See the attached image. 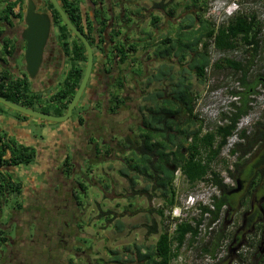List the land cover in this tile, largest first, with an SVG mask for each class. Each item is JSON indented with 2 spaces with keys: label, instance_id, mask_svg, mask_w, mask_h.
<instances>
[{
  "label": "rangeland",
  "instance_id": "1",
  "mask_svg": "<svg viewBox=\"0 0 264 264\" xmlns=\"http://www.w3.org/2000/svg\"><path fill=\"white\" fill-rule=\"evenodd\" d=\"M106 1L102 0V14L105 16L107 15ZM135 1L138 11L131 28L133 27L132 38L134 42L136 41L138 49L135 52L132 51L133 57L136 59L131 71L129 70L132 74H127V68H123L124 73L127 74L124 76L123 88L119 90V87L114 85L117 78L114 76L116 75V65L112 56L114 45L111 43L114 41H110V31L105 28L107 31L98 33L101 21L103 22L102 16L95 17L92 12L94 8L100 9V1L97 0L92 5L90 0H80L83 12L85 11L84 13L89 18L88 22L92 21L90 24L93 35L97 39L98 36L103 39L91 47L97 62L95 70L99 71L101 67L105 70L111 69L108 71V85L106 84L104 90H101L103 83L100 82V76L97 80L94 77L93 82L97 88L88 91L90 78L74 108V115L62 122L25 115L0 103V108L5 109V111L2 110L3 114H8L6 112L8 110L16 114L17 117L25 118L21 132L18 134L15 132V134L8 131L9 136L33 146L37 153L35 160L29 164H19L14 168L8 167L14 180L23 184V189L22 193L16 197L9 195L7 202L0 206V232L7 240L6 242L0 241V259H4L2 264H120L119 261L110 259L113 253H117L120 260H125L127 254L130 253L126 250L127 247L129 248L135 243L149 244L154 242L157 234H147L145 212L147 209L154 210L161 207V201L156 195L147 199V195L141 196L130 191L128 182L118 173V168L121 165L118 155L127 156L128 153L125 150L124 153H119L120 150H118L116 143H124L125 137L130 140L135 138L137 124L142 112L139 107L149 103L143 96L151 90L163 87L168 81L149 83L146 78L155 72L160 62L169 63L171 60L160 59L154 55L155 42H160L168 33L172 35L174 31H177L179 24H182L179 21L183 17L198 12L214 27H218L226 24L229 18L237 12L255 14L262 24V30L260 48L248 73V79L252 80L257 76H264V0H207L204 9L200 7V2L194 5L192 0ZM159 1L166 3L167 7L163 10L156 9L154 4ZM215 2L223 7L220 11H223L229 3H234L231 4V7L235 8L234 13L227 19H216L214 17L215 7L209 10L210 4L213 6ZM3 4L4 0H0V5ZM175 4L174 14L168 15L170 6ZM112 12L110 10V13ZM151 15L159 16L157 24L151 23ZM109 22L104 21L106 27ZM186 22L187 20L183 24ZM112 24L113 21L110 22L111 27H113ZM126 26L116 33L115 42L123 40L124 32H127L129 28L128 25ZM84 27L87 28L86 25ZM72 36L74 37V35ZM207 53L211 62L224 57L244 62L249 56L248 49L243 46L219 51L209 45ZM5 55L6 53L0 43V62H3L1 59H5ZM185 63L183 61L182 65ZM70 65V61L66 60L57 81L47 85L44 87L45 90L41 91L42 99L40 101L43 105L49 106L47 101L49 94L60 87L59 82L63 80ZM180 66L181 64L172 58L173 71L176 72ZM12 68V74L15 71L20 72L17 65L12 66ZM190 82L195 93L193 114L198 119L197 122L202 124L201 133L213 130L216 125L223 124L226 119L223 114H227L231 110V103H233L229 102L225 105V101L230 100L229 91L237 89V74H233L228 69L216 70L209 66L206 69L203 82H199L194 76L190 78ZM259 88L261 85L257 86L255 91H258ZM114 93H117L120 98L124 97L123 100H126L127 103L119 104L114 112L107 111L108 98ZM263 104L264 101L254 103V106L252 103L249 104L251 106L249 111L239 120L245 122L250 112H255V115L250 120L248 119L244 128L248 129L253 120H260L259 113L264 109ZM78 116L82 117V123H79ZM88 125L90 129L87 127ZM234 133L235 131L232 134ZM232 134L227 138L226 144L221 148L217 158L210 163V167L219 175L226 186H230L232 183L226 174L227 167L239 161L236 159V154L229 153V150L240 141L239 136L234 137ZM96 138H98V142L99 140L104 142V144H96L101 159L94 156L93 150L90 156L84 157L81 153L86 150L89 151V144L86 140L93 141ZM74 144H76L75 147L80 148L79 151L74 149ZM108 144L111 145L109 148L113 149L110 156L104 153V150H107V146H109ZM65 153L74 154L75 161L78 162L76 164L72 163V160L69 161L70 173L62 171ZM202 154L205 155V152L202 151ZM142 186L143 182L138 181L136 188ZM173 186L177 205L189 193H201L202 199L199 196L195 205L188 210L187 219L191 224H194L195 220L200 217L199 205L209 204L212 196L217 195V188L213 189L214 185L210 182L200 180L190 184L178 170L174 174ZM16 202L20 204L19 209L15 208ZM76 202L78 204L82 202L79 205L82 212L80 216L78 215L79 207L76 206L78 210L74 208ZM71 207L80 218L79 221H77L78 219L73 221L70 219L68 211ZM106 211L109 212L107 220V216L102 215V212ZM171 212L172 207L164 206L165 223L169 224L168 231H171L174 223L173 218H176ZM206 215L199 227L198 237L193 244L188 245L186 240L184 247L178 256L173 257L170 264H211L207 259L209 252H205L203 249L211 247L218 233L224 234L219 244H228L232 227H223L221 225L222 217L218 221L209 222L208 215ZM151 216L156 222L159 220L154 211H151ZM117 220L123 223L122 229L116 227L115 222ZM64 221L69 222V225L81 224V230L77 234H74V231L71 235L68 234L69 226H63ZM239 221L240 212L235 216V225ZM160 224L161 221L158 228ZM76 228L73 227V230ZM57 230L63 232L59 234L56 233ZM251 240L252 242L244 245L239 254H232V258L224 257L227 254L225 251L221 255L222 257H219L217 264H253L251 252L255 246L256 236ZM218 250L217 253L220 252ZM221 258L223 259L221 260ZM212 264H216V262H212Z\"/></svg>",
  "mask_w": 264,
  "mask_h": 264
},
{
  "label": "trees",
  "instance_id": "2",
  "mask_svg": "<svg viewBox=\"0 0 264 264\" xmlns=\"http://www.w3.org/2000/svg\"><path fill=\"white\" fill-rule=\"evenodd\" d=\"M22 1L4 0V4L0 5V20L7 21V25L12 22L9 20L10 17L20 20L22 11L18 10V12L14 13L13 9L20 5ZM58 1L67 17L84 34L92 47L93 44L94 46L97 44V41L103 40L100 36H98V39L94 37L91 31L92 21L88 22L89 18L85 15L83 16L80 0ZM192 1L194 5L200 2L202 9L206 7L207 0ZM47 2L53 16V22L59 27L60 39L63 41L65 54L71 60L70 68L67 70L60 87L49 94L47 98L50 103L49 106H35L42 99L41 92H36L32 89L26 72H23L22 75L12 74L5 66H0V95L16 103L46 113L61 115L65 112L82 78L86 62V50L80 39L62 22L50 1L47 0ZM92 4L95 3L92 2ZM154 5L159 10L167 7L166 3L162 1ZM175 9L176 4L170 6L168 15L174 14ZM93 15L95 17L98 16L96 11L93 12ZM150 17L151 23L157 24L159 16L151 15ZM106 20L104 18L103 22L101 21L98 29L99 34L106 30V24L104 23ZM186 20L187 22L183 24ZM179 22L182 24H179L175 34L171 35V33H168L160 42L155 43L153 52L160 59L168 56L177 58V63L181 64L180 69L175 72L172 65L161 63L156 67L155 72L147 76V82L153 80L161 81L168 78L171 88L167 94L163 90L156 89L144 97L151 104L139 107L142 111L137 125L140 137L139 151H131L126 157L124 156V166L118 170L119 175L128 182L130 191L133 194L147 195V199L156 195L160 199L161 207L154 210L147 209L145 212L147 234L156 233L157 237L153 243H135L133 246L127 247L126 250L130 253L127 254L125 260H120V256L117 253H113L110 259L119 261L120 264H170L173 257L178 256L186 240L188 245H192L198 237L199 227L204 220L205 214L208 215L209 222H215L221 217L223 218L227 206V199H225L224 194L229 191V186L223 183L219 175L210 167V163L219 155L221 148L226 144V138L235 131L239 119L249 111L251 107L249 105L251 101L250 95L255 92L257 86L264 85L255 80L256 78L248 79V73L260 48V33L262 30V24L255 14L237 12L229 18L226 24L218 27H214L198 12L186 15ZM85 25L87 28L84 27ZM118 31L114 29L110 35H115ZM1 33L2 31L0 30V35ZM72 35H74L75 39ZM69 38L71 39L69 40ZM110 39L112 41V36H110ZM9 43V38L2 39L4 52L11 55V51L6 49ZM209 45L219 51L232 50L237 46H243L248 49L249 56L244 62L228 57L211 62L207 53ZM137 49L136 42L127 48L120 42L118 46L114 45L112 47L113 60L123 63L130 57L132 51L135 52ZM132 59V61L136 60L134 57ZM183 61L186 62L185 65H182ZM209 66L216 70L228 69L233 74H237V89L229 91V94L236 96L237 99L231 103V110L227 114H223L226 118L223 124L216 125L213 130L201 133L202 124L197 122L198 119L193 114L195 93L192 90L190 78L194 76L199 82H203L206 69ZM110 70L107 68L105 71L108 74ZM98 73V70L92 71L88 90H96L97 85L93 81L94 77L96 79L99 78ZM124 82V77L120 76L114 85L118 86L120 90L123 88ZM109 97L107 111L114 112L124 100L117 93L111 94ZM48 108H51V110H48ZM73 112L72 115H74ZM77 118L79 123H82V117L78 116ZM246 132V128H242L237 132L240 141L229 150L230 154L237 155L239 160L237 164L241 162L243 155L247 152V149H245L246 142L250 138ZM0 139L1 206L7 202L6 199L9 195L16 197L22 193L23 189V184L20 181H15L11 173L6 172L5 169L8 167L14 168L19 164H29L35 160L37 153L33 146L11 138L8 132L3 131ZM186 141H188L187 144ZM97 143H100V140L95 142V147L97 148L94 156L97 159H101ZM118 144L120 145V143ZM107 147L104 153L109 156L113 149L109 148V146ZM202 151L205 152V155L202 154ZM7 154L8 156H6ZM70 159L71 155L65 153L62 171L70 173ZM177 170L181 172L190 184L200 180L210 182L217 188V195L212 196L209 204L199 205L200 217L195 220L194 224H191L187 218L178 220L176 217L173 218L174 223L171 231H168L169 224L165 223L164 206L172 207L177 203L173 186L174 174ZM255 178L257 179V177ZM138 181L143 182L141 188H136ZM39 206L41 207V204ZM19 207V202H16L15 208L19 209ZM151 211H154L159 217L157 222L151 216ZM262 213L264 214V204L260 207V214ZM108 214L109 212L107 211L102 212V215L108 216ZM160 221L161 224L158 228ZM115 225L118 229L123 227V223L119 220L115 222ZM223 237L224 234L218 233L211 247L203 249L205 252H209L208 256L214 258V254L217 252ZM0 241H7L1 232ZM232 256V254L229 255L230 258ZM262 259L264 260V257ZM3 261L4 259H0V264L4 263Z\"/></svg>",
  "mask_w": 264,
  "mask_h": 264
},
{
  "label": "flooded vegetation",
  "instance_id": "3",
  "mask_svg": "<svg viewBox=\"0 0 264 264\" xmlns=\"http://www.w3.org/2000/svg\"><path fill=\"white\" fill-rule=\"evenodd\" d=\"M28 1H30L35 6V10L38 13L42 14L50 23L49 32H48L47 39H46V45L44 46L43 57L41 60V66H40V68L36 74V77L34 79H30L27 75L28 79L30 80V86L32 87V89L35 90L36 92H41V91L45 90L44 87H46L49 84H52L53 82L55 83L57 81V78L60 75V72L62 71V67H63L66 60L70 61V63H71V60L65 54V50L63 48L64 47L63 41H61V39H60L59 27L57 25H55V23L53 22V16H52V13L50 12V8H49L47 0H23L20 5H17L18 6L17 12H18V10L22 11V17L20 20L17 19L16 21L13 22V24H10V25H7V21L0 20V28H2V33L0 35L1 39L2 38H4V39L5 38H9V39L13 38L14 39L11 55L8 56V57H10L9 58L10 60L9 59H4V60L1 59L3 62H0V66H5L11 71V69H13L12 66L17 65L19 67L18 69L20 70V72L15 71L14 74L22 75L23 72H26L25 63H24V56H23V52L25 49V42L21 37V33L23 31V28H24L23 15L26 11ZM91 1L93 3H96L97 0H91ZM99 1H100V5L99 4L98 5H99L100 9L96 10V8H94V9H92V12L96 11V14L98 16L101 15L102 20H103V18H106L107 21H110V22L113 21V24H112L113 27H111V29H110V33H112V30H114L115 26L117 25V23L114 22V20L116 19V21H118V19L116 18L114 12H113L112 17H109V15L111 13L108 14V17L103 15L102 14V10H103V7H102L103 4L102 3L103 2H102V0H99ZM111 3H113L112 10L115 11V8H116L115 7L116 6L115 0H112ZM105 4H106V2H105ZM107 8L109 9V7H106V9ZM84 12H83V16L84 15L87 16V14ZM138 17L140 18L141 16L139 15ZM110 22L107 25H110ZM175 32L176 31H174L173 33L175 34ZM111 36L113 37L112 41H114V43L111 42L112 45L118 46L121 41L115 42L116 34L111 35ZM1 39H0V43H2ZM155 43H158V42H155ZM154 48H155V46H154ZM92 50H93V48H92ZM172 58H174L175 61L177 62V58L172 57V56H168L164 59H168V60L171 59V60H169V63H165V64L171 66L172 65ZM94 60H95V62H94ZM96 63H97L96 57H95V55H93L92 71H95ZM161 63L162 62H160L159 65ZM103 69L104 68L101 67L99 70L100 72L98 73L100 76V80H101L100 82L103 83V86L101 85V90H104V88L106 87V84L108 85V78H106L107 73H106L105 69H104V71H103ZM179 69H180V67L176 71H178ZM92 71L90 73V77H92ZM26 74H27V72H26ZM65 74H66V72H65ZM64 77H65V75H64ZM90 77H89V79H90ZM263 79H264V76H257L255 80H258L259 82L264 84ZM165 80H168V81L166 82V84L163 87H160L159 89L163 90L165 92V94H167V93H169L170 88H171L170 87V85H171L170 80L168 78H165V79H162L161 81H156V82H162ZM62 81L63 80H61L59 83L61 84ZM152 82H155V80L150 81L149 83H152ZM59 83H57V84H59ZM151 91H155V90H151ZM148 93L149 92H147L143 97H145ZM123 99H124V97H123ZM40 100H39V102H37L35 104V106H37V107L43 106V104L41 103ZM148 102L149 103H147L146 105L151 104L150 101H148ZM126 103H127L126 100L122 102V104H126ZM48 104L50 105L49 102H48ZM44 106H46V105H44ZM259 115H260V120H257V121L253 120V122L250 123V127L247 129L246 134L249 136L250 140L246 142V148L245 149H247V152L243 155L241 162L239 164L234 162L233 164H230V166L226 169V174L228 175V177L230 178L232 183L228 187L229 191L224 194L225 199H227V206H226V211L223 215L222 222H221V225L223 227H225V226L226 227H232L231 239L227 244V254L226 255L228 257L231 254H235L236 249L246 245L247 243L248 244L251 243L252 242L251 239L254 238V236H256V242L254 244L255 246L251 252L252 260H254L253 264H264V260L262 259L264 257V214L263 213L260 214V207H261V205L264 204V137H263L264 136V109L261 110ZM88 116L90 118V115H88ZM97 118H98V116H97ZM258 118H256V119H258ZM87 127H89V129H90L89 125ZM100 129H102V127ZM1 134H2V132H0V135ZM88 134H89V132H88ZM229 136H231V135H229ZM232 136H234V134H232ZM236 136H239V134L237 133ZM227 138H226V140H227ZM97 140H98V138H96L94 141H90L89 139L86 140V141H88L87 143L89 144V151L86 150L85 152L81 153V154H83L84 157L86 155L90 156L92 153V150H93V153L95 154V152H96L95 142ZM139 140H140L139 130L137 128V133H136V136L134 139L130 140L129 138L125 137V141H124L125 145L123 142H121L119 146L117 145L118 143H116V145L119 148L118 150H120L119 153H121V154H122V152L124 153V148H126L125 152H127V153H129L131 151L138 152L139 151V149H138L139 148L138 147L139 146ZM188 141H190V139H188ZM188 141H186V144L188 143ZM100 143L104 144L103 141H100ZM251 144H253V145L251 146ZM0 145H1V142H0ZM75 145L76 144H74V149H76V151H79L80 148L75 147ZM108 145H109V147H111L110 144H108ZM112 152H113V150H111V153ZM111 153H109V156L111 155ZM125 157L123 155L122 156L118 155V158H120L119 160H120V164H121L120 167L118 168V170L122 166H124ZM236 159H238V157H236ZM70 160H72V163H76L74 154L72 155ZM236 164H237V166H236ZM5 171L11 172L10 170H8V168H6ZM255 177H257V179ZM9 197L10 196H8V198L6 200H8ZM81 203L82 202H80L78 204L76 202V204H74L75 210H78V209H76V206L79 207V210H80V212L78 214L79 216L82 213L81 208L79 206V205H81ZM72 210H73V208L71 207L70 210L68 211L69 215H70V219L72 221L74 219H78L77 221H79L80 218L77 216L75 210H73V211ZM239 212H240V221L238 222L237 225H235V222H234L235 216ZM107 218H108V216H107ZM107 218H106V220H107ZM14 224H16V223L14 222ZM233 225H235V226H233ZM63 226H65V227L69 226L68 227V230H69L68 234H70V235L73 231H74V234H77L81 230V227H82L81 224L80 225L79 224L69 225V222H67V221H64ZM73 227H77L76 230H73ZM62 232L63 231H60V230L56 231V233H59V234H61ZM64 247H67V245H64ZM74 255H76V254L74 253Z\"/></svg>",
  "mask_w": 264,
  "mask_h": 264
},
{
  "label": "water",
  "instance_id": "4",
  "mask_svg": "<svg viewBox=\"0 0 264 264\" xmlns=\"http://www.w3.org/2000/svg\"><path fill=\"white\" fill-rule=\"evenodd\" d=\"M53 7L58 12L62 22L66 24L67 28L83 43L86 50V62L83 71L82 78L79 82L77 89L75 90L71 100L69 101L65 112L61 115H54L46 113L9 99L0 95V103L17 110L25 115L38 117L48 121L62 122L72 115L73 109L78 103L82 92L84 91L87 81L90 77L93 66V50L92 47L84 36V34L78 30V28L70 21L66 13L62 9L58 0H49ZM24 28L21 33V37L25 42V49L23 52L25 70L30 79H34L41 66V60L43 57L44 46L46 45V39L49 32V21L40 13L35 10V6L28 1L26 11L23 15ZM264 83V79H263Z\"/></svg>",
  "mask_w": 264,
  "mask_h": 264
},
{
  "label": "crops",
  "instance_id": "5",
  "mask_svg": "<svg viewBox=\"0 0 264 264\" xmlns=\"http://www.w3.org/2000/svg\"><path fill=\"white\" fill-rule=\"evenodd\" d=\"M112 0H108L106 1V5L107 7H109V9L107 8V15L106 17H108V14L110 13V10L114 12L116 18L118 19V21H116L117 25L119 26H115V29L118 31V29H124V27H127L126 25L129 26L127 32H124L125 34L123 35V40L122 43L124 45L125 48L131 46L134 43V39L132 38V35L134 34L133 31V27L131 28V26L134 25V18L136 17V12L138 11V8H136V1L135 0H115V11L112 10L113 7V3H111ZM18 6L14 7V13L17 12ZM113 12L109 15V17H112ZM10 22L11 24H13L14 21H16V18L10 17ZM121 25V26H120ZM107 30L110 31L111 26L108 25ZM0 30L2 31V28H0ZM106 30V31H107ZM127 38V40H126ZM14 39H10V43L7 46V50L8 51H12L13 48V41ZM136 42V41H135ZM7 56V57H6ZM9 55H5V58L9 59L10 57H8ZM133 54L130 55V57L123 63H118V62H114L115 63V68H116V78L124 77L127 76V74H132V72L130 73L131 69H132V65L133 62ZM110 62V59H109ZM123 68H127L128 73H124ZM130 70V71H129ZM111 74V73H110ZM114 76H112V78L114 79ZM109 77V73L106 76V78ZM5 111V109L0 108V132H13V133H20L21 129L23 128L24 124H25V118H23L22 116L17 117L16 114H14L13 112H9L8 110H6V112H8V114H3V112L1 111ZM107 110V109H106ZM22 126V127H21ZM15 133V134H16Z\"/></svg>",
  "mask_w": 264,
  "mask_h": 264
},
{
  "label": "built area",
  "instance_id": "6",
  "mask_svg": "<svg viewBox=\"0 0 264 264\" xmlns=\"http://www.w3.org/2000/svg\"><path fill=\"white\" fill-rule=\"evenodd\" d=\"M231 4H234V3H229L223 11H220V9H223V7L221 5L218 4V2H215V4L212 6V4H210L209 6V10H212L214 7V11H215V14H214V17H216V19L218 20H224V19H227L229 18L235 11V8L231 7ZM229 101L226 100L225 101V105L229 102H233L237 99L236 96L234 95H231L229 94ZM264 101V85H261V88H259L258 91H255L252 96H251V101L250 103H252V105L254 103H262ZM254 106V105H253ZM264 107V104L263 106ZM255 115V112H250L247 116V118L245 119V122L243 121H238L237 124H236V128H235V133H234V137L236 136L237 132L239 130H241L242 128L245 127L246 123L248 122V119L250 120L251 117ZM213 189H215V186L213 187ZM201 195V193L197 194L196 192L193 193H189L186 197H184L183 199H181V203L177 205L176 208L172 209V215H174V217H177L178 220H182V219H186L188 217V210L190 208H192L194 205H195V202L197 201L198 197ZM200 199H202V196L199 197ZM217 221V220H216ZM244 246L238 248L235 250V254H239L240 251H242ZM219 250L220 252H216L214 255V258H211V256H208L207 255V259L213 263L217 262L220 258V256L225 252L227 251V243L224 244V245H219ZM221 249V250H220ZM222 257V256H221Z\"/></svg>",
  "mask_w": 264,
  "mask_h": 264
},
{
  "label": "clouds",
  "instance_id": "7",
  "mask_svg": "<svg viewBox=\"0 0 264 264\" xmlns=\"http://www.w3.org/2000/svg\"><path fill=\"white\" fill-rule=\"evenodd\" d=\"M13 37V36H12ZM0 39H1V36H0ZM3 39V38H2ZM2 39H1V41H2ZM13 42V41H12ZM1 47H2V43H1ZM6 55H9V54H7V52H6ZM10 56V55H9ZM6 59V58H5ZM177 207V203L174 205V206H172V209H174V208H176Z\"/></svg>",
  "mask_w": 264,
  "mask_h": 264
},
{
  "label": "bare ground",
  "instance_id": "8",
  "mask_svg": "<svg viewBox=\"0 0 264 264\" xmlns=\"http://www.w3.org/2000/svg\"><path fill=\"white\" fill-rule=\"evenodd\" d=\"M83 24V23H82ZM106 33V32H105ZM95 37V36H94ZM74 38V37H73ZM75 39V38H74ZM92 41V40H91ZM75 43V42H74ZM90 43V42H89ZM73 56V55H72ZM85 60V59H84ZM64 72V71H63ZM97 80V79H96ZM89 91V90H88ZM3 112V111H2Z\"/></svg>",
  "mask_w": 264,
  "mask_h": 264
}]
</instances>
